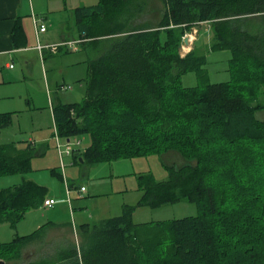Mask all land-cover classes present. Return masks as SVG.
Instances as JSON below:
<instances>
[{"label": "trees", "instance_id": "16d2710c", "mask_svg": "<svg viewBox=\"0 0 264 264\" xmlns=\"http://www.w3.org/2000/svg\"><path fill=\"white\" fill-rule=\"evenodd\" d=\"M161 1L156 26H130L143 9L135 0H98L73 10L80 44L99 51L78 80L85 83L82 100L53 105V117L62 137L89 134L73 162L169 151L184 162L166 165V179L139 173L136 204L79 224V247L25 264H264V120L255 116L264 108V0ZM253 16L261 19L257 27L248 20ZM202 22L212 32L209 48L230 51L227 81H210L205 54L178 48ZM17 30L18 24L14 35ZM101 41L108 44L99 48ZM188 72L197 85L181 84ZM10 122L9 113H0V131ZM38 153L31 143L0 142V176L31 171ZM52 173L63 179L56 168ZM47 190L31 179L0 187V224L16 228L25 213L44 207ZM181 201L194 203L197 213L133 220L137 207ZM64 225L70 223L46 221L0 241V264L20 261L47 228Z\"/></svg>", "mask_w": 264, "mask_h": 264}, {"label": "rangeland", "instance_id": "374dc122", "mask_svg": "<svg viewBox=\"0 0 264 264\" xmlns=\"http://www.w3.org/2000/svg\"><path fill=\"white\" fill-rule=\"evenodd\" d=\"M90 1L95 3L97 0H85V3L88 4ZM135 2L142 4L143 9L134 15L130 26L139 24L156 26L164 9L162 1L135 0ZM65 15L64 18L68 17L69 13ZM248 20L250 25L253 24L254 26L261 21L259 16L249 17ZM186 35H192L193 37L189 38L190 43L183 46L180 52L185 54L195 48L198 53L205 54L207 57L206 68L211 82L229 80L231 75L228 63L231 56L230 51L211 50L209 48L213 42L209 24L202 22L193 27ZM111 39L108 38L106 41ZM106 44L108 42L101 41L98 46L100 48ZM96 49L88 47L87 49L75 51L74 54L59 51L54 55H45V69L48 71L50 78V88L41 83L38 68L34 66V79L27 82L28 85L32 84L33 86L32 91L27 95L29 104L23 106L19 112H14V116L12 113L11 122L0 131V142L13 141L19 146H23L27 142L33 141L37 151L40 150V154L38 153L32 158L31 171L0 176V187L17 184L23 179H31L48 188V197L51 196L59 200L63 198L66 213L69 211L68 205L70 202L71 209L76 214L78 212L86 214L84 216L87 220L84 221L90 224L120 214L123 204L137 203L141 196L137 177L139 173H152L158 180L166 179L168 177L166 165H179L184 162L183 157L176 151L162 154L153 153L134 158H119L111 162L94 164H86L82 161L73 162V154L78 151L82 152L90 142L89 134L85 133L69 137L58 136L63 150L67 145V138L73 143L75 140H79L78 144H70V148L73 147L74 151L70 155L63 156L64 167H61L59 152L56 147L54 122L49 111L52 103L56 105L58 102L67 103L82 100L85 94V83L74 79L76 77H86V64L88 59L95 58L94 50L98 54V47ZM60 82H63L64 86H59ZM198 82L199 80L194 72H188L181 78V84L184 86H195ZM67 85L70 88H66ZM46 87L50 90L47 91ZM44 91L48 92V95H45ZM24 103H26L25 100ZM255 116L259 120H264V108L256 110ZM43 131L45 132L44 135H47L46 138L40 137V132ZM53 168H56V171L63 175V179L52 173ZM68 184H73L74 187H68ZM81 185L85 188L84 191H80L79 187ZM79 203L81 207H78ZM56 205L60 207L62 204L58 203ZM196 213L197 209L194 203L181 201L159 207H137L133 213V220L136 223H141L151 220L179 218L195 215ZM48 215L47 211L41 207L25 213V216L14 229L8 223H1L0 241H10L14 234L24 235L32 232L49 219ZM68 219L72 225H69V227L52 226L47 228L42 241L25 247L22 259L14 261L12 264H25L44 257L55 258L59 249L68 247L71 244L79 247L83 241V235L81 236L79 230L74 227L73 217L70 215ZM79 221L77 220L76 225L81 223Z\"/></svg>", "mask_w": 264, "mask_h": 264}, {"label": "crops", "instance_id": "0c3cea01", "mask_svg": "<svg viewBox=\"0 0 264 264\" xmlns=\"http://www.w3.org/2000/svg\"><path fill=\"white\" fill-rule=\"evenodd\" d=\"M92 2L94 1H90V3L87 4L85 0H0V113H9L11 117L12 113L14 116V112H19L23 106L29 104L27 95L32 91L33 86L32 84L28 85L27 82L28 80L31 81L34 79V66L38 68V76L41 83L46 84L48 88H50V78L48 71L45 69V55H54L59 51H67L74 54L75 51L87 49L89 47L85 45L83 48L81 44L69 47L68 45H61V43L80 39L79 32L75 25L73 10L79 6L93 5L97 3L98 0L95 3ZM61 10L63 14H61L62 12L60 13ZM66 13H69V15L64 18ZM34 19H40V23L45 25L46 29L43 32H36ZM17 24L20 26V30H17L14 35L15 26H17ZM39 43L50 46L60 44V46H56L55 49L46 47L39 50L37 48V44ZM96 52L95 50L93 51L95 57L97 56ZM10 64H12V67ZM87 67L88 64H86V75L88 72ZM83 78L84 77H76L74 80L78 81ZM58 85L64 86V83L60 82ZM46 90L49 91L50 89L48 90L46 87ZM44 93L46 92L44 91ZM45 95H48V92ZM24 100L26 103H24ZM53 105L52 103L49 112L54 122ZM15 119H17V117H15ZM44 133V131L40 132L41 138L47 137ZM27 143L35 145L33 141ZM38 152L40 154V150ZM49 199H55L56 202L51 206L43 207L49 214V219L47 221L68 224L70 223L68 216L70 218L71 215L75 222L74 227L76 229H78V225H76L77 220H80L81 223L87 222L84 221L87 220L84 216L86 214L82 212L76 214L75 211L71 209L68 200L69 211L66 213L63 198L59 200L50 196ZM58 203L62 205L58 207L56 205ZM79 206L80 203L78 204V207ZM69 212H71V214H69ZM70 225L72 224L70 223ZM61 227H69V225Z\"/></svg>", "mask_w": 264, "mask_h": 264}, {"label": "built area", "instance_id": "2783aa9c", "mask_svg": "<svg viewBox=\"0 0 264 264\" xmlns=\"http://www.w3.org/2000/svg\"><path fill=\"white\" fill-rule=\"evenodd\" d=\"M34 25H35V28H36V32L39 33V32H43L46 28H45V25L40 23V19H34ZM82 40L81 39H76V40H72V41H67V42H63L61 43V45H68L69 47H74V46H77L78 44H80ZM56 46H60V44H57ZM56 46H50V45H42V44H37V48L39 50H42L46 47H51L52 49L56 48ZM10 66L12 67V64H10ZM66 88H70V86H66ZM54 130H55V138H56V147L58 149V152H59V158H60V164H61V167L63 168L64 167V162H63V156L64 155H70V153H72V151H74V148L71 147L70 148V144H72L73 142H71L68 138L66 139V142H67V145L65 146L64 150L62 149L61 147V144L59 142V139H58V133H57V128L56 126L54 127ZM79 143V140H75L73 144H78ZM85 188L83 186L80 187V191H84ZM56 202L55 199H46L45 202H44V206H51L53 205L54 203Z\"/></svg>", "mask_w": 264, "mask_h": 264}, {"label": "water", "instance_id": "95a60500", "mask_svg": "<svg viewBox=\"0 0 264 264\" xmlns=\"http://www.w3.org/2000/svg\"><path fill=\"white\" fill-rule=\"evenodd\" d=\"M189 40H190V39H189V36H188V35H185L184 38H183V43L180 44V45L178 46V48H179V49H182L183 46L188 45V44H189Z\"/></svg>", "mask_w": 264, "mask_h": 264}, {"label": "bare ground", "instance_id": "6f19581e", "mask_svg": "<svg viewBox=\"0 0 264 264\" xmlns=\"http://www.w3.org/2000/svg\"><path fill=\"white\" fill-rule=\"evenodd\" d=\"M192 37H193L192 35L189 36V38H192Z\"/></svg>", "mask_w": 264, "mask_h": 264}]
</instances>
